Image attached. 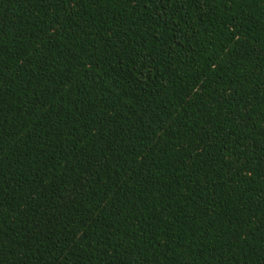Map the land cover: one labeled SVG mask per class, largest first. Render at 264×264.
I'll return each instance as SVG.
<instances>
[{
    "label": "trees",
    "instance_id": "1",
    "mask_svg": "<svg viewBox=\"0 0 264 264\" xmlns=\"http://www.w3.org/2000/svg\"><path fill=\"white\" fill-rule=\"evenodd\" d=\"M0 264H264V0H0Z\"/></svg>",
    "mask_w": 264,
    "mask_h": 264
}]
</instances>
